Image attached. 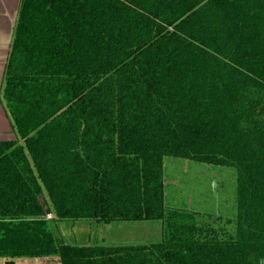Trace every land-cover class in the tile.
Instances as JSON below:
<instances>
[{
    "label": "trees",
    "instance_id": "16d2710c",
    "mask_svg": "<svg viewBox=\"0 0 264 264\" xmlns=\"http://www.w3.org/2000/svg\"><path fill=\"white\" fill-rule=\"evenodd\" d=\"M1 99V257L264 264V0H20ZM166 156L233 167V218L170 207ZM66 219L163 239L74 244Z\"/></svg>",
    "mask_w": 264,
    "mask_h": 264
},
{
    "label": "rangeland",
    "instance_id": "374dc122",
    "mask_svg": "<svg viewBox=\"0 0 264 264\" xmlns=\"http://www.w3.org/2000/svg\"><path fill=\"white\" fill-rule=\"evenodd\" d=\"M164 171L166 202L170 207L196 211L201 220L224 222L227 218H233L236 211L237 187L236 172L233 167L166 156ZM217 217L218 219H216ZM75 222H81V219L75 221L66 219L52 223L57 233L67 235L66 241L79 244L82 243V238L73 233ZM126 222L134 224L133 226H136L142 236L132 232L126 241L113 242L116 243L115 245L152 243L163 239L164 224L162 220ZM31 258L34 257L18 258L17 263L21 264L20 260L27 262V260H32Z\"/></svg>",
    "mask_w": 264,
    "mask_h": 264
},
{
    "label": "crops",
    "instance_id": "0c3cea01",
    "mask_svg": "<svg viewBox=\"0 0 264 264\" xmlns=\"http://www.w3.org/2000/svg\"><path fill=\"white\" fill-rule=\"evenodd\" d=\"M19 5L20 0H0V139H13L17 136L1 99V89ZM47 216L51 218L53 214L49 213ZM77 223L75 222L73 226V228H75L73 233L76 236H81L82 243H79L81 245L106 244V242L107 244H116L113 242L117 240L126 241L129 234L132 232L135 233V235L141 233L137 230L136 226H133L134 224L126 221L101 222L91 219H81V222ZM60 235L64 239L67 237V235L64 234ZM139 236H142V234ZM56 256L57 255L34 257L31 258L32 260H27V262H23L24 260H20V262L21 264H62L59 256ZM18 258L12 259L15 264H18ZM8 260L9 259L0 256V264H6Z\"/></svg>",
    "mask_w": 264,
    "mask_h": 264
},
{
    "label": "water",
    "instance_id": "95a60500",
    "mask_svg": "<svg viewBox=\"0 0 264 264\" xmlns=\"http://www.w3.org/2000/svg\"><path fill=\"white\" fill-rule=\"evenodd\" d=\"M6 264H15V262L13 260H8Z\"/></svg>",
    "mask_w": 264,
    "mask_h": 264
},
{
    "label": "built area",
    "instance_id": "2783aa9c",
    "mask_svg": "<svg viewBox=\"0 0 264 264\" xmlns=\"http://www.w3.org/2000/svg\"><path fill=\"white\" fill-rule=\"evenodd\" d=\"M49 216H51V215H49Z\"/></svg>",
    "mask_w": 264,
    "mask_h": 264
}]
</instances>
